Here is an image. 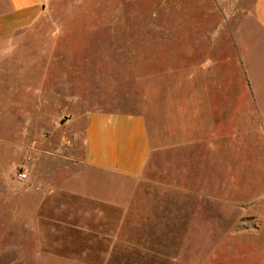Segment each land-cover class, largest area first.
Instances as JSON below:
<instances>
[{"label": "rangeland", "instance_id": "rangeland-1", "mask_svg": "<svg viewBox=\"0 0 264 264\" xmlns=\"http://www.w3.org/2000/svg\"><path fill=\"white\" fill-rule=\"evenodd\" d=\"M254 1L51 0L23 60L0 63L37 70L12 102L0 84L3 105L21 103L0 107V264H87L67 258L72 238L31 219L5 182L34 160V142L53 153L56 187L81 175L95 110L142 114L153 150L141 178L118 186L124 212L108 257L93 253V264H264V31ZM213 69L227 82L218 91ZM35 85L36 107L25 92Z\"/></svg>", "mask_w": 264, "mask_h": 264}, {"label": "crops", "instance_id": "crops-1", "mask_svg": "<svg viewBox=\"0 0 264 264\" xmlns=\"http://www.w3.org/2000/svg\"><path fill=\"white\" fill-rule=\"evenodd\" d=\"M50 2L0 0V63L15 55L23 60L22 52L30 50L32 46L27 48V45H33L32 40L36 39L30 34L34 32ZM253 14L264 31V0L254 1ZM214 70L218 69L212 72ZM219 72L214 73L216 80L213 87L217 91L218 87L227 86V82L220 80ZM36 75V69L0 66V84L4 86L2 92L10 96L12 102L11 97L18 96L17 93L22 89V78L34 76L36 79ZM257 84L256 80L255 102L261 107L263 99L260 98ZM25 92L30 99H35L36 107L37 85L34 88L25 87ZM222 100L225 102L224 94ZM1 102L0 107L3 108L21 105L16 102L3 105ZM82 148L83 172L81 175L72 174L63 186L56 187L53 182V153L38 150L36 142L30 144L26 154L34 160L19 161L24 166L27 178L19 181L8 174L9 181L5 182V187L13 185L20 188L16 196L18 206H31V219L40 221L44 227H52L55 233L59 229L67 232L72 238L69 242L70 250L76 254V257L67 258L93 264V253L99 252L102 260L108 257L109 239L116 233L119 218L124 212L118 198V186L141 178L153 147L142 114L95 110L85 116ZM83 176L85 186L81 183ZM90 177L100 180V189L90 188ZM82 237L86 238L84 242H81Z\"/></svg>", "mask_w": 264, "mask_h": 264}, {"label": "built area", "instance_id": "built-area-1", "mask_svg": "<svg viewBox=\"0 0 264 264\" xmlns=\"http://www.w3.org/2000/svg\"><path fill=\"white\" fill-rule=\"evenodd\" d=\"M17 178L19 181H24L27 178V174L25 173V171L21 170L18 172Z\"/></svg>", "mask_w": 264, "mask_h": 264}]
</instances>
